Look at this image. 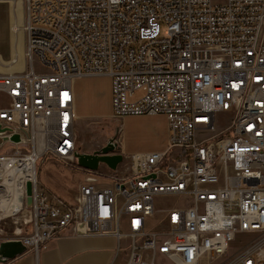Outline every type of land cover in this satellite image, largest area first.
Here are the masks:
<instances>
[{"label":"built area","instance_id":"obj_1","mask_svg":"<svg viewBox=\"0 0 264 264\" xmlns=\"http://www.w3.org/2000/svg\"><path fill=\"white\" fill-rule=\"evenodd\" d=\"M23 2L27 23L15 35L29 67L0 74L9 101L0 102V137L23 146L0 152V243L38 254L74 223L117 238L111 264L123 238L121 264H156L158 254L211 263L229 251L226 264H264V0ZM94 75L112 78L114 119L164 115L169 144L128 155L118 140L128 172L85 183L70 204L50 195L38 166L49 156L76 164L74 80ZM160 196L188 204L150 226Z\"/></svg>","mask_w":264,"mask_h":264},{"label":"rangeland","instance_id":"obj_2","mask_svg":"<svg viewBox=\"0 0 264 264\" xmlns=\"http://www.w3.org/2000/svg\"><path fill=\"white\" fill-rule=\"evenodd\" d=\"M214 2H224L225 0H213ZM27 23V12L23 0H0V71L24 72L29 67V62L25 55V45L17 44L15 35V28ZM18 56L16 65L10 63ZM37 68L41 71H46L40 64ZM74 92L76 97L75 114L78 130V148L83 152L92 153L99 149L104 139L98 133V126L101 121L110 118L117 120L120 123V129L123 131L120 134V139L125 140L127 144L126 153L129 155L141 153H155L162 151H151L152 145L146 138L142 131H149L151 120L156 117L153 115H125L123 117L113 118V87L112 78L106 75H94L87 77H78L74 80ZM140 92L135 97L139 96ZM0 102L6 106L9 101L3 94L0 95ZM117 123V122H116ZM141 130V138L138 142L131 141L130 137L137 130ZM124 141V142H125ZM83 145H81V144ZM95 146V147H94ZM23 148L22 145L6 144L4 138L0 137V152H7L10 149ZM89 149V151L84 150ZM151 151V152H148ZM128 162L120 163L117 170L113 171L108 168L106 175L89 174L87 170L79 167L78 161L76 164L63 161L59 158L49 156L43 158L39 162V177L42 185L49 191L50 195L63 202L70 204H77L80 202V187L87 182H97L100 185L110 183L115 177H120L125 171H128ZM103 169V168H102ZM122 169V170H120ZM114 172V176L110 173ZM120 172V174H119ZM101 173V172H100ZM90 175L98 178L87 180ZM113 179H112V178ZM101 182V183H100ZM188 204L185 198L178 196H160L157 199L158 213L154 217L148 219L150 226L158 224L159 221L165 219V210L175 205L184 206ZM69 226H76L72 223ZM68 227V226H67ZM78 227V226H76ZM121 230L123 233L128 232L127 218H123L121 223ZM27 233L28 229H23ZM0 234H5L0 232ZM243 236V235H242ZM78 237V236H75ZM104 237V236H100ZM72 239V238H69ZM107 238L86 237V252H93V254L86 253V257L82 259L84 264H108L111 254L108 250L111 249L110 243H107ZM71 241L69 244L73 243ZM128 238H123V249L118 258V264L124 262L123 255L126 253ZM44 250V249H41ZM117 250V249H116ZM28 254L35 253L33 249L28 250ZM26 252V253H27ZM116 253V251H115ZM229 251L225 255L219 257L213 262H203L202 264H226L230 257ZM66 257L59 256L52 258L47 264H65ZM0 264H4L1 262ZM156 264H174L165 255L158 254L156 257Z\"/></svg>","mask_w":264,"mask_h":264},{"label":"crops","instance_id":"obj_3","mask_svg":"<svg viewBox=\"0 0 264 264\" xmlns=\"http://www.w3.org/2000/svg\"><path fill=\"white\" fill-rule=\"evenodd\" d=\"M13 62V61H12ZM12 62L10 65H12ZM18 62V61H17ZM17 64V63H16ZM14 64V65H16ZM22 72H12V71H6L1 72L2 75H8V74H19ZM127 116V115H126ZM156 118L151 120V125L149 126V131H142L144 135H147L146 138L150 141L152 145L151 151H165L169 144V123L168 119L164 115H153ZM78 121V120H77ZM77 128V124H76ZM123 130L120 129V134ZM78 132V130H77ZM141 138H144L141 135V130H137L135 133H133L130 137L131 141L138 142ZM120 135H119V139ZM123 141H125L123 139ZM80 142V140H79ZM81 144V143H80ZM125 146L123 147V151L126 153L127 144L126 141L124 142ZM82 145V144H81ZM83 146V145H82ZM95 147V146H94ZM84 150L89 151V149L84 148ZM148 151V152H151ZM127 154V153H126ZM129 155V154H128ZM119 167V166H118ZM103 168V169H102ZM98 172H101L102 174H107L108 172L105 170L107 167H102ZM122 170V169H120ZM98 172L96 174H98ZM128 171H125L121 176H124ZM89 174H92L91 172H88ZM114 176V172H110ZM101 174V175H102ZM100 175V174H99ZM92 178H98L94 175H90L87 180H90ZM112 178V177H111ZM99 179V178H98ZM113 179V178H112ZM113 182V180H110V183H104L102 185H110ZM101 183V182H100ZM84 228L82 226H68L64 228L59 236L53 240H51L47 246V248H44V250H40L38 254H28L29 252L25 253L24 255L18 257L17 259L3 262L4 264H47L51 261L52 258H57L59 256L66 257L65 264H81L82 259L86 257V253L93 254V252H86V237H97V238H107V243L112 244L111 249L108 250V252L111 254V258L108 264H111L114 259L115 251L118 247V241L116 237L113 236H86L83 235L85 233ZM78 236V237H75ZM72 238V239H69ZM71 241H74L73 243L69 244ZM124 262L127 259L126 253L123 255ZM86 264V261L85 263Z\"/></svg>","mask_w":264,"mask_h":264},{"label":"water","instance_id":"obj_4","mask_svg":"<svg viewBox=\"0 0 264 264\" xmlns=\"http://www.w3.org/2000/svg\"><path fill=\"white\" fill-rule=\"evenodd\" d=\"M6 133L8 129L0 125V136ZM11 140L16 143L20 142V135H13ZM75 157L79 167L89 172H98L102 167L115 171L124 159V155L120 153V146L113 138L92 153L83 152L77 147ZM28 192L31 193V183H28ZM27 251V247L21 241H3L0 243V261L7 262L17 259Z\"/></svg>","mask_w":264,"mask_h":264},{"label":"flooded vegetation","instance_id":"obj_5","mask_svg":"<svg viewBox=\"0 0 264 264\" xmlns=\"http://www.w3.org/2000/svg\"><path fill=\"white\" fill-rule=\"evenodd\" d=\"M118 122L119 121L117 120H111L109 118L101 121V124L98 126V133L104 141L101 143L99 148H101L103 144H106L111 138H113L115 143L119 146L118 137L120 133V123L118 124Z\"/></svg>","mask_w":264,"mask_h":264},{"label":"trees","instance_id":"obj_6","mask_svg":"<svg viewBox=\"0 0 264 264\" xmlns=\"http://www.w3.org/2000/svg\"><path fill=\"white\" fill-rule=\"evenodd\" d=\"M91 173L96 174L97 172L96 173L95 172H91ZM99 174L101 175L102 173L98 172L97 175H99ZM102 175H105V174H102Z\"/></svg>","mask_w":264,"mask_h":264}]
</instances>
